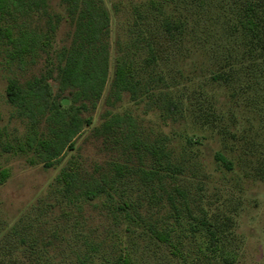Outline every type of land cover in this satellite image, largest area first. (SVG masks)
I'll return each mask as SVG.
<instances>
[{"label": "rangeland", "instance_id": "374dc122", "mask_svg": "<svg viewBox=\"0 0 264 264\" xmlns=\"http://www.w3.org/2000/svg\"><path fill=\"white\" fill-rule=\"evenodd\" d=\"M148 1L102 0L110 17L107 82L92 124L75 138L74 149H65L60 162L51 167H45L23 143L26 119L6 97L10 79L22 83L43 70L44 53L27 54L20 62L11 46L0 39V179L1 172H6L0 180V264H114L123 248L128 251L129 264H181L169 246L143 233L140 222L130 226L113 220L111 203L73 205L57 193L56 178L69 160L86 172L94 163L110 159L91 132L102 121L120 49L123 53L129 47L135 60L142 58L143 53L135 56L137 35H142V30L145 36L156 32L153 20L148 25L145 17L136 15L147 17L144 8ZM231 2L214 0L211 12L228 14ZM48 4L58 20L49 42L53 49L68 45L73 28L65 20L64 8L60 0H48ZM205 15L198 27H204L207 20L205 27L218 31V22L211 19L209 25ZM29 21L34 26L40 23L36 16ZM160 46L165 47V43ZM137 63L138 68H144L139 76L149 72L153 80L157 75L162 78L158 85L178 103L177 113L163 111L155 101L133 103L128 97L117 111L130 114L148 142L163 139L167 150L179 159L177 186L186 193L195 218L204 211L220 226L223 249L235 258L232 264H264V173L259 174L264 165V81L257 90L256 83L247 85L245 78L215 79L213 72L220 67L201 48L181 47L173 55L163 53L149 68L142 61ZM215 152L231 162V169L214 159ZM151 193L149 187L131 182L119 187L121 198L135 202L137 213L146 220L171 213L166 200L151 199ZM179 221L175 234L187 228L186 218Z\"/></svg>", "mask_w": 264, "mask_h": 264}, {"label": "trees", "instance_id": "16d2710c", "mask_svg": "<svg viewBox=\"0 0 264 264\" xmlns=\"http://www.w3.org/2000/svg\"><path fill=\"white\" fill-rule=\"evenodd\" d=\"M212 1L149 0L144 8L147 17L136 14L139 19L145 17L148 25L153 20L156 32H147L145 36L142 30V35H137L135 56L144 54L138 61L129 47L123 53L120 49L100 115L102 121L91 132L99 140V149L110 159L94 163L91 171L86 172L69 160L56 178L57 193L67 203H111L113 220L125 221L130 226L140 222L143 233L169 246L171 255L179 257L181 264H232L235 258L223 249L220 226L204 211L200 218L194 217L186 193L177 186L176 178L181 173L179 159L167 150L163 139L148 142L139 134L132 116L120 113L117 108L128 97L133 103L155 101L163 111L177 113L178 103L158 85L162 78L157 75L153 80L149 72L145 73L148 78L139 76V70L144 68H138L137 62L142 61L149 68L162 59L163 53L173 55L181 47L201 48L213 58L220 67L213 72L215 79L245 78L247 85L255 82L258 90L260 81H264V1L232 0V9L223 15L211 12ZM60 2L65 20L73 30L68 45L53 49L49 40L58 20L53 17L56 15L50 11L48 0H0V39L11 46L20 62L27 54L44 53L43 70L22 83L10 79L6 97L26 119L23 143L45 167L60 162L63 151L74 149L75 138L92 124L109 68L110 17L102 0ZM204 12L209 25L213 20L221 26L220 34L205 27L207 20L204 27H198ZM32 16L40 23L31 25ZM162 42L165 47L160 46ZM214 159L231 169V162L222 153L215 152ZM262 173L264 165L259 174ZM5 177L6 172H1L0 180ZM130 182L149 187L151 199H165L171 213L153 221L138 214V205L119 194V187ZM180 217L187 219V228L175 234ZM114 261L129 264L127 249L123 248Z\"/></svg>", "mask_w": 264, "mask_h": 264}]
</instances>
